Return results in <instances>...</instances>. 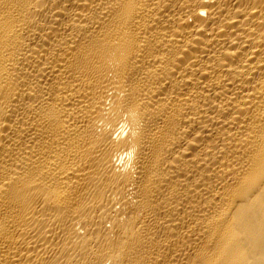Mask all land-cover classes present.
<instances>
[{"label": "bare ground", "instance_id": "1", "mask_svg": "<svg viewBox=\"0 0 264 264\" xmlns=\"http://www.w3.org/2000/svg\"><path fill=\"white\" fill-rule=\"evenodd\" d=\"M0 264H264V0H0Z\"/></svg>", "mask_w": 264, "mask_h": 264}]
</instances>
